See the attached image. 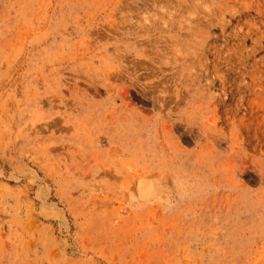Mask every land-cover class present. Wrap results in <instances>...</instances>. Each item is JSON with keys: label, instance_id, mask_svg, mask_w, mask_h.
<instances>
[{"label": "rangeland", "instance_id": "rangeland-1", "mask_svg": "<svg viewBox=\"0 0 264 264\" xmlns=\"http://www.w3.org/2000/svg\"><path fill=\"white\" fill-rule=\"evenodd\" d=\"M0 264H264V0H0Z\"/></svg>", "mask_w": 264, "mask_h": 264}]
</instances>
